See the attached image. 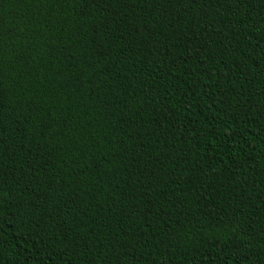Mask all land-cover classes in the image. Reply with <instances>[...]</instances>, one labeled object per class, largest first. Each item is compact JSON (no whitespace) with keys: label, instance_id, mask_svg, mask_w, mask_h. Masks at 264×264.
<instances>
[{"label":"trees","instance_id":"obj_1","mask_svg":"<svg viewBox=\"0 0 264 264\" xmlns=\"http://www.w3.org/2000/svg\"><path fill=\"white\" fill-rule=\"evenodd\" d=\"M0 264H264V0H0Z\"/></svg>","mask_w":264,"mask_h":264}]
</instances>
